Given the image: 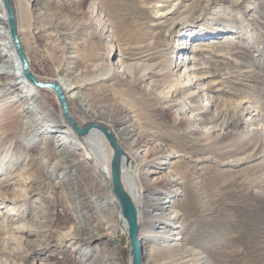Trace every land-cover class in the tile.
<instances>
[{
  "label": "rangeland",
  "instance_id": "rangeland-1",
  "mask_svg": "<svg viewBox=\"0 0 264 264\" xmlns=\"http://www.w3.org/2000/svg\"><path fill=\"white\" fill-rule=\"evenodd\" d=\"M28 1L37 39L24 38V45L34 71L83 84L87 100L73 98L74 119L110 127L143 184L150 161L137 165L131 150L174 152L162 173L180 176V192L164 205L179 211L168 230L180 232V246L167 250L165 242L152 241L143 264H179L185 254L203 256L206 264H264V0H187L168 25L158 23L155 0ZM38 12L80 28L65 38L45 28ZM208 24L214 30L207 31ZM212 38L221 42L193 52ZM66 41L76 44L72 52ZM144 60L152 65L145 85L137 78ZM49 93V111L59 117L64 107ZM13 109L0 116V264H87L95 258L131 264L128 225L110 175L97 169L93 153L69 142L72 158L64 153L65 159H76L84 170L76 173L62 162L56 170L65 156L58 158L56 147L64 132L45 127L38 110L27 116ZM128 114L139 126L132 138L118 133ZM163 182L146 185V199ZM79 194H87L86 202L99 196L98 208L110 209L80 224ZM139 206L142 239L152 211ZM107 255L111 260L101 257Z\"/></svg>",
  "mask_w": 264,
  "mask_h": 264
},
{
  "label": "bare ground",
  "instance_id": "bare-ground-1",
  "mask_svg": "<svg viewBox=\"0 0 264 264\" xmlns=\"http://www.w3.org/2000/svg\"><path fill=\"white\" fill-rule=\"evenodd\" d=\"M186 1L187 0H155L156 18H158L159 20L158 23H165V25H168L166 23H168V21L171 19L170 15L173 14L179 7L183 6L185 4L184 2ZM11 2L15 10V19L17 22L16 24L18 26L17 28L18 37L20 39L22 48L25 51L26 45H24V38H26L27 40L37 39V36L35 35V33L37 32L33 31L35 14L28 0H11ZM34 2L36 6L42 4V0H34ZM38 18L45 28L54 29L56 30V34L59 33V35L64 36L65 38H69L68 36L74 33L75 30L80 28V26L71 24L65 20L54 22L51 19H47V16L43 12H38ZM175 23H177L176 20L171 21L169 23V28H167L168 31L171 30V28L174 26L173 24ZM219 29H221V27ZM206 30L212 31L214 30V26L208 24ZM11 36L12 34L9 27V16L5 8V5L3 3V0H0V116L4 115L6 111H8L9 109H13V108H15V111L17 112L26 110L25 114L27 116L31 115V113H34L33 112L34 110H38L39 116L37 118L39 121H41V123H43V125H45V127L46 126L50 128L55 127L58 129V131L64 132V134L61 133L60 138L57 139V143H56V147L58 148L57 151L58 158L61 155H65V154L67 156L68 155L71 156L72 158V154L68 152L70 150H65L66 145H64L65 142H69L67 143L68 147H72V145H75L81 148H85L86 153L89 154L93 153L92 156L96 160L95 163L96 165L98 164L97 166H99L97 167V169L103 172V174L110 175V162L112 158V149L110 148L106 138L98 129H93L90 131L89 134L85 136H80L76 131H74L73 127L71 126L70 122L65 118L64 114L60 113V116L56 117L53 116L52 113H50L49 107L47 106L48 102H50V100L48 99L49 97L48 95H50L49 92L51 93L53 92L55 97L64 107V103L62 99L59 98V96L57 95L56 91H54V89L38 87L37 85H35V83H33L30 79L27 78L22 66L21 59L17 53L16 45L13 42ZM230 38L233 37L230 36ZM67 41H66V45L68 48L67 52H72L71 48H73L76 44L74 45L73 42L70 41L67 42ZM220 42H218L217 38L205 40L200 44L201 47H197L193 49V52L207 50L210 48L211 45L218 44ZM27 55L28 54L26 53V56ZM119 55L120 58L118 59V64L121 67H124L125 65H127L126 60L124 59L122 53H120ZM74 56L73 55L68 56V58ZM128 65L132 66L133 64L129 63ZM141 65H143V67L140 73L137 74V78L140 79V83H144L145 85L146 84L145 81H147V79L149 78L148 76L149 68L152 65L146 63L145 60L142 63H137V66H141ZM97 67L98 65L93 67V70H95V68ZM29 71L40 82H56L61 86L63 93L71 103L72 116H73V108H72L73 98H82L84 101L87 100V98L84 96V93L82 92L83 84L73 82L67 79L66 77L60 75V73H57L56 77L41 76L34 71L30 61H29ZM129 71H131V67L129 68ZM187 78L188 79L186 80L185 85H190L189 84L190 77L187 76ZM11 99L16 100L14 102V105L10 104L12 102ZM29 104H33L35 108L33 107L32 109L31 106H28ZM82 106L86 110L89 109L86 108L83 103ZM135 117H136L135 114L133 115L128 114V117L126 119L121 120L122 126L118 129V133H120L123 136H126L127 138H132L135 134H137V130H139V126L137 125ZM80 125L82 126L83 124L80 123ZM2 126L3 125H0V130L2 129ZM57 129H55L54 132H56ZM132 143L133 142H131V144ZM148 152H149L148 149H142V148L133 149L130 152L132 158L138 161L137 165H141V167L142 166L145 167V164L150 161L149 167L148 168L146 167L142 173L143 178L145 180L144 184L141 179L139 168H135L133 166V161L132 162L130 161L128 157L129 154H126L125 152V156L123 159V183L128 193L131 195L134 203L136 204V206H138L137 208H138L139 230H140V221H141L140 218L141 210L139 204L141 203L145 205L147 210L144 211L146 213H148L147 211H152V215H149V217L146 219L145 233L144 230L142 231L144 233L143 235L144 238L141 239L138 232V237L140 238L143 250H146L147 247L151 245L152 241L159 243L165 242L166 243L165 248L167 250L168 249L173 250L174 248L180 246V242L178 241V239L180 238L179 235L180 232L176 229H173L172 232H170L168 229L171 225H173L176 222L180 214L179 211L176 209L175 205L173 206L172 203L170 205L167 204L164 205V201L169 196L177 195L180 192L178 186L181 181H180V176L177 175L173 170H169L165 173H162L163 171L162 168L164 163L167 161L166 158H168V156L174 152H172L170 149H164V148L158 149L151 156L148 155ZM66 155L62 156L64 160L60 158L61 161L59 159L56 162L55 169L56 170L59 169L62 162L64 164H68L69 167L70 166L74 167L76 173H81L84 170L83 165H81L80 162H77L76 159H65ZM77 155L79 154L75 152L73 154V158L74 156ZM89 156L91 157V155L88 154L86 155V157ZM175 156H179V154H175ZM127 159L128 162H125ZM173 162L175 163L176 160H174ZM157 173H162V175L154 176V174ZM160 179L164 180L163 186H161L160 188H156L155 190L150 192L151 194L150 197L146 199V195L144 194V190L148 189L146 188V185H148L152 181L160 180ZM106 180L110 185L111 180L109 181L108 178ZM79 195L81 196L79 198H81L83 201L82 204L79 205L80 214H78L79 217L78 219L80 221V224L85 221L88 222V220H90L91 218L92 213L100 212L104 214L110 209V207L108 208V210L98 208L97 204L100 205L101 203V198L99 196L96 197L94 202L91 200L89 202H86L87 194H79ZM115 202L117 201L115 200ZM11 213H14V211ZM110 225L114 226L115 224L111 223ZM126 225H128V223ZM82 227L85 228L86 226H82ZM18 230H20V227ZM98 255L101 254H97L96 256L99 257ZM101 257L103 258V260L110 259V258H106V257H110V255L101 256ZM114 259L115 258L113 257V260ZM193 259L196 261L197 264H206L203 256L197 255L195 257H191L190 254L187 255L185 254L183 260L179 264H190V262ZM87 264H108V263L106 262L101 263L99 259L97 260L95 258L94 260H92Z\"/></svg>",
  "mask_w": 264,
  "mask_h": 264
},
{
  "label": "water",
  "instance_id": "water-1",
  "mask_svg": "<svg viewBox=\"0 0 264 264\" xmlns=\"http://www.w3.org/2000/svg\"><path fill=\"white\" fill-rule=\"evenodd\" d=\"M5 8L9 16V27L13 37V42L16 45L17 53L21 59L23 69L28 79H30L35 85L42 88H52L56 91L60 99L64 103V116L70 122L74 131L80 136H85L93 129H98L106 138L110 148L112 149V158L110 162V180L112 182V191L115 193L122 211L124 219L128 223V237L130 239V256L131 264H143V247L141 245L138 221V208L134 203L131 195L128 193L123 183V159L125 156L124 149L119 145L118 140L114 132L105 124L96 121H91L85 126H81L71 114V103L62 91V88L56 82H40L29 71V61L25 51L22 48L20 39L17 33V24L15 19V10L13 8L11 0H3ZM128 162V159L125 161Z\"/></svg>",
  "mask_w": 264,
  "mask_h": 264
}]
</instances>
